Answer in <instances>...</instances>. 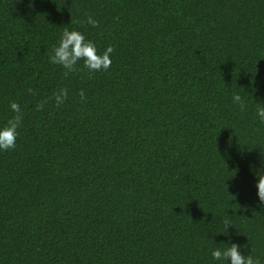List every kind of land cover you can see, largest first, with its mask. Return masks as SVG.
<instances>
[{
  "label": "trees",
  "instance_id": "1",
  "mask_svg": "<svg viewBox=\"0 0 264 264\" xmlns=\"http://www.w3.org/2000/svg\"><path fill=\"white\" fill-rule=\"evenodd\" d=\"M65 29L111 67L65 76ZM13 101L0 264H264V0H0V128Z\"/></svg>",
  "mask_w": 264,
  "mask_h": 264
},
{
  "label": "clouds",
  "instance_id": "2",
  "mask_svg": "<svg viewBox=\"0 0 264 264\" xmlns=\"http://www.w3.org/2000/svg\"><path fill=\"white\" fill-rule=\"evenodd\" d=\"M86 23L93 27H99V22L91 15L87 16ZM115 51L114 47L109 45L106 50L99 54L97 47L91 40L86 39L85 35L80 31L65 29L61 35L57 46L53 48V54L50 56V63L60 65L67 71L65 76L77 70V64L83 60L84 67L90 72L106 71L112 65L111 54ZM29 94H34L32 88L27 89ZM68 89L62 88L53 94V99L57 107L61 106L68 99ZM79 95L81 100H85V92L80 90ZM233 103L239 104L240 110L245 109V101L239 94H233ZM43 108V103L37 105V110ZM10 109L14 113L11 119L7 121L6 126L0 128V150H11L16 147L18 137V128L23 122V111L21 105L13 101L10 104ZM261 121H264V107L257 109ZM258 196L261 202H264V173H258ZM223 224L227 231L231 220L227 217L223 218ZM212 257L217 261H226L227 264H261L259 258L252 254L244 255L240 251V245L232 243L224 249H214Z\"/></svg>",
  "mask_w": 264,
  "mask_h": 264
}]
</instances>
